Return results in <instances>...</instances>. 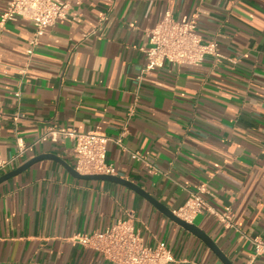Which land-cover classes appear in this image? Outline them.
Segmentation results:
<instances>
[{"label":"crops","instance_id":"1","mask_svg":"<svg viewBox=\"0 0 264 264\" xmlns=\"http://www.w3.org/2000/svg\"><path fill=\"white\" fill-rule=\"evenodd\" d=\"M63 1L70 16L40 36L27 20L0 23V164L33 147L1 176L40 155L74 168L73 142L40 141L53 126L104 134L116 177L173 213L207 185L210 208L230 210L233 227L210 212L190 223L232 264H264L250 241L264 240V0ZM168 11L196 20L221 57L142 72L146 30ZM130 213L145 244L168 248L172 264H224L135 190L77 179L51 159L0 185V264H112L73 238Z\"/></svg>","mask_w":264,"mask_h":264},{"label":"built area","instance_id":"2","mask_svg":"<svg viewBox=\"0 0 264 264\" xmlns=\"http://www.w3.org/2000/svg\"><path fill=\"white\" fill-rule=\"evenodd\" d=\"M70 3L63 0H8L7 6L1 14L0 23L9 21H30L37 36L48 28L56 25L60 20L67 19L70 14ZM148 46L141 51L147 59V66L142 72H148L163 67L165 62L178 65L198 67L203 64L206 56L217 59L221 57L216 42L203 43L197 31V22H178L172 12H166L161 22L146 30ZM38 39L31 43L27 51L32 55ZM69 140L74 143V169L82 175L116 176L113 164L107 161V145L111 139L100 133H79L73 128L53 126L48 129L40 141ZM121 143V140H117ZM27 148L19 146V153L8 162L0 164V176L7 166L22 158ZM136 160L143 159L139 154H133ZM209 194L207 185H201L195 192H191L185 206L175 213L179 218L191 222L197 215L210 212L224 224L226 228L233 227V217L230 210L224 213L213 211L204 198ZM135 215L130 213L127 218L118 220L103 232L90 235L79 234L73 242L101 253L112 264H172L175 262L172 252L159 244L155 247L147 246L139 229H136ZM254 249V259L264 256V240L260 237L250 239Z\"/></svg>","mask_w":264,"mask_h":264},{"label":"water","instance_id":"3","mask_svg":"<svg viewBox=\"0 0 264 264\" xmlns=\"http://www.w3.org/2000/svg\"><path fill=\"white\" fill-rule=\"evenodd\" d=\"M55 160L62 164L64 168L75 178L85 181L90 180H103L108 182H114L121 185H124L126 187H129L142 196H144L149 202H151L156 208H158L161 212H163L166 216H168L171 220L176 222L178 225L186 229L187 231L193 233L198 238H200L205 244H207L211 250L218 256V258L224 263V264H232L225 255L221 252V250L214 244L211 238H209L206 234H204L202 231H200L195 225H192L190 222H187L181 218H179L175 213L171 212L169 209L162 206L159 202H157L155 199L151 198L148 194H146L144 191H142L140 188L132 184L131 182H128L126 180L121 179L120 177L116 176H105V175H82L78 173L72 166L67 164L66 162H63L62 160H59L54 155H40L38 157L33 158L32 160L26 162L21 167L17 168L14 171H11L9 173L4 174L0 177V185L9 179H12L15 176H18L19 174L23 173L27 169H29L34 164L43 161V160Z\"/></svg>","mask_w":264,"mask_h":264}]
</instances>
